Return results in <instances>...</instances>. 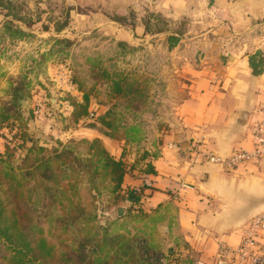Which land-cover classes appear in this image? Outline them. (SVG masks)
I'll return each mask as SVG.
<instances>
[{"label":"crops","instance_id":"0c3cea01","mask_svg":"<svg viewBox=\"0 0 264 264\" xmlns=\"http://www.w3.org/2000/svg\"><path fill=\"white\" fill-rule=\"evenodd\" d=\"M36 1L40 22L22 29L32 37L16 42L27 55L0 77V91L10 90L20 77L28 83L30 95L21 100L26 102L21 110L26 118L36 114L29 132L46 146L99 139L114 158L124 149L145 148L153 156L154 188L144 194L138 213L126 202L112 206L106 218V223L114 222L111 230L127 239L141 238L168 257V264H237L219 252L222 246L238 247L244 226L264 212V157L223 169L198 156L197 149L222 157L253 150L264 102V0H61L66 7L51 10L48 0ZM63 17L69 20L60 25ZM158 20L161 28H155ZM78 37L82 40L74 41ZM77 41L81 44L75 45ZM103 41L146 49L152 64L162 67V73L148 77L152 84L163 81L165 88L163 94L146 95L151 111L159 114L155 121L138 119L140 110L133 107L125 111L134 120L125 124L89 119L94 112L110 120L106 115H113L119 103L134 100L139 91L131 75L124 74L121 82L118 62L103 51L111 44L106 47ZM65 44L90 50L86 61L98 60L100 72L109 78H95L89 70L83 89L77 82L66 84L72 69L63 66L73 52H56ZM29 45L37 51L29 54ZM64 72L67 76L59 81ZM116 81L122 90L113 89ZM127 84L131 90L124 89ZM85 92L88 114L70 125L74 106L68 97L81 103ZM45 105L51 109L46 121L40 118ZM5 146L0 135V153ZM140 183L139 176L126 174L122 188ZM259 242L264 247V231Z\"/></svg>","mask_w":264,"mask_h":264},{"label":"trees","instance_id":"16d2710c","mask_svg":"<svg viewBox=\"0 0 264 264\" xmlns=\"http://www.w3.org/2000/svg\"><path fill=\"white\" fill-rule=\"evenodd\" d=\"M8 19L6 14L1 28L14 34L13 38L29 34L17 26L8 27ZM94 71L95 78H109L106 71L98 76ZM119 77L123 82V76ZM71 81L83 89L82 80L73 75ZM119 83L114 82V90L123 89ZM10 88V99L0 101V135L6 141L0 164L4 165L2 178L7 180L5 197L0 194V247L8 251L0 264H50L54 252L63 256L61 264H168V257L141 238L116 235L111 230L114 222H99L101 212L110 217L111 207L122 202L129 204L131 212L140 211L144 195L122 188V181L126 174L154 173L152 161H146L149 153L124 149L114 158L99 139L43 145L29 132L36 114L31 112L26 118L21 110L20 101L30 95L28 83L20 77ZM124 89L131 90V85ZM68 99L74 106L68 121L73 125L88 114L89 95L85 92L81 103ZM106 117L110 120L100 116L93 122H114L112 114ZM5 130L8 133L3 135ZM104 193L108 199L102 197Z\"/></svg>","mask_w":264,"mask_h":264},{"label":"rangeland","instance_id":"374dc122","mask_svg":"<svg viewBox=\"0 0 264 264\" xmlns=\"http://www.w3.org/2000/svg\"><path fill=\"white\" fill-rule=\"evenodd\" d=\"M79 3H84L83 0H79ZM47 9L51 10L52 7H56L59 9L65 8V2H62L61 0L51 1L48 0L46 3ZM37 1L36 0H0V77L3 75V71L7 70L8 67H11V65H14L15 62L20 61L21 59L27 55L24 54L25 48L24 46H20L19 44H16L17 40L20 38H13L14 34H11L6 29H2L1 25H3V21L5 20V15L7 14L9 19L8 27H12L13 29L16 28H33L36 23L40 22V18L36 16L37 13ZM45 20L52 19L50 17L44 18ZM69 18H61L59 20L60 25H64ZM157 23V24H156ZM155 23V28H161L162 21L158 20ZM32 37L33 35H27L25 37ZM19 37V36H17ZM24 39V37L21 38V40ZM82 40V38L78 37L75 38L76 40ZM31 41H34L35 38L30 39ZM24 41V40H23ZM78 42V41H77ZM75 43V45H80L81 41L78 43ZM100 44V43H99ZM104 44L107 48H103V51L105 54H111L113 59L118 64V73L120 76H124V74L131 75L135 80L137 79L138 85L137 88L139 91L136 94V97L134 100H127L119 103V105L116 107V112L113 114V120L120 123H126L128 121L134 120V114L127 112L125 110L131 109L132 107L135 109H139L140 113L136 114L138 119L141 118V120L148 122L149 120H152V118L155 117V112L151 111L152 106L148 104V100L146 98V95L150 91H154L156 94H163L165 88L163 81H159L158 83L152 84L150 81H148V77L150 74L156 75L157 73H162V67L157 66L155 64H152V60H149L150 53L146 49H131L129 48L126 43L119 42L116 43L114 41L109 42L107 41V44L103 41L101 45ZM74 45V44H73ZM71 45L65 44L64 48L58 47L56 52L64 53L68 51V53L73 52V56L69 62L68 65H64L65 68H70L71 75L73 76L75 73V76H78L79 80H85L90 72L93 71L92 68H94L95 74L97 76L101 73V65H98V60H95L96 62H88L86 61V55L90 50L87 48H77L74 49L70 48ZM28 48H32L29 52V54H32L33 52L37 51L36 47H33L32 45H29ZM116 53V55H114ZM21 57V58H19ZM86 61V62H85ZM151 61V63H150ZM16 67V65H15ZM91 68V69H90ZM90 70V72H89ZM134 84V83H133ZM135 86V85H134ZM133 86V88H135ZM3 90V91H2ZM0 91V101H8L10 98H7L5 95H7V92L2 89ZM156 118H154V121ZM8 133V131H4ZM123 132L128 133H136L133 130L125 129ZM127 133V134H128ZM128 152V151H127ZM4 166V165H3ZM2 164H0V194L2 198L5 197L4 192L7 189V183L6 178H2ZM103 198L108 199V194L104 193L102 196ZM101 197V198H102ZM105 199V200H106ZM10 199H6L5 202H9ZM101 211H103V206L100 207ZM100 211V212H101ZM106 213L103 211L100 214L99 222L102 224L106 223ZM45 227H49L48 223H44ZM53 227V225H51ZM59 231L56 232V236L58 235ZM56 243H59V241H55ZM35 243V242H34ZM44 250V249H42ZM7 254L5 250H2L0 247V258ZM177 260L179 262H186L184 258H181L180 256H177L175 254ZM63 256L58 253L54 252V256H52V259L50 260V264H61L64 261L61 259ZM185 264V263H184Z\"/></svg>","mask_w":264,"mask_h":264},{"label":"built area","instance_id":"2783aa9c","mask_svg":"<svg viewBox=\"0 0 264 264\" xmlns=\"http://www.w3.org/2000/svg\"><path fill=\"white\" fill-rule=\"evenodd\" d=\"M67 76V73L60 74L59 81H63V77ZM66 77V84L70 85L71 80ZM39 109H43L42 106H38ZM44 111L40 115L41 120L46 121L51 117V109L46 105L44 106ZM48 110V111H47ZM259 114L261 118L258 122V128L253 135L254 147L253 150L247 151L238 149L232 152L228 157H222L211 152H204L202 149H197L198 156H202L207 162L220 166L223 169H234L238 166L246 164L248 162L257 161L264 157V102L259 106ZM39 112V111H38ZM49 114V116H47ZM96 117L94 112L89 115L90 120H94ZM43 121V122H44ZM172 147V146H171ZM139 152L147 151L149 156L146 161L153 160L151 153L145 148H138ZM137 149L134 150L136 152ZM130 152V151H129ZM126 156L131 158L135 157V153ZM141 183L138 185H133L130 188L135 193H142L143 195L147 190H152L154 188V180L150 178V174L138 173ZM186 187L187 185H183ZM106 213V212H105ZM107 214V213H106ZM264 231V212L257 214L250 218L247 224L242 229V239L238 247L230 248L222 246L219 252L220 257H233L237 264H264V247L259 242L260 235ZM201 264V263H198Z\"/></svg>","mask_w":264,"mask_h":264},{"label":"water","instance_id":"95a60500","mask_svg":"<svg viewBox=\"0 0 264 264\" xmlns=\"http://www.w3.org/2000/svg\"><path fill=\"white\" fill-rule=\"evenodd\" d=\"M109 71H110V73H113V71H114V65L111 62L109 63ZM21 105L23 107H26V102L25 101H21ZM123 211H124L123 208H119V210H118L120 215L123 214Z\"/></svg>","mask_w":264,"mask_h":264}]
</instances>
